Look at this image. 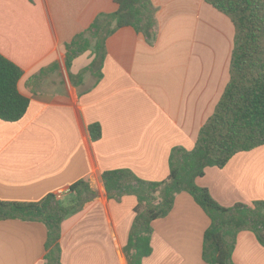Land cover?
<instances>
[{"label": "crops", "instance_id": "obj_1", "mask_svg": "<svg viewBox=\"0 0 264 264\" xmlns=\"http://www.w3.org/2000/svg\"><path fill=\"white\" fill-rule=\"evenodd\" d=\"M158 37L153 45L133 28L106 42L101 78L87 72V52L69 70L66 45L114 0H0V54L23 72L19 91L30 100L25 117L0 120V199L39 202L86 180L96 197L61 226L63 264H129L135 196L109 198L102 174L130 170L153 183L169 176L175 147L192 150L230 81L236 30L205 0H152ZM99 124L93 142L89 127ZM223 207L264 200V146L235 155L196 180ZM210 219L186 193L153 222V253L142 264H207L204 235ZM43 223L0 222V264H45ZM235 264H264V246L241 232Z\"/></svg>", "mask_w": 264, "mask_h": 264}, {"label": "trees", "instance_id": "obj_2", "mask_svg": "<svg viewBox=\"0 0 264 264\" xmlns=\"http://www.w3.org/2000/svg\"><path fill=\"white\" fill-rule=\"evenodd\" d=\"M114 13H101L94 22L66 45V65L90 52L94 59L78 75L92 72L101 78L106 42L117 30L133 28L153 45L158 37L157 8L152 0H114ZM233 23L236 35L230 63V81L213 115L202 127L192 150L175 147L169 159V176L159 183L145 181L130 170L102 174L110 199L135 196V220L124 249L129 264H142L153 253V222L167 217L180 193L190 194L211 223L204 235L203 259L207 264H235L233 254L241 232L255 234L264 246V200L252 205H219L196 180L209 167L224 168L237 154L264 146V0H205ZM22 70L0 54V120L21 121L30 100L19 91ZM93 142L102 137L99 124L89 127ZM89 183L80 180L70 187L69 197L59 200L49 194L39 202H6L0 199V222L19 220L43 223L48 232L45 264H63L61 226L96 197Z\"/></svg>", "mask_w": 264, "mask_h": 264}, {"label": "built area", "instance_id": "obj_3", "mask_svg": "<svg viewBox=\"0 0 264 264\" xmlns=\"http://www.w3.org/2000/svg\"><path fill=\"white\" fill-rule=\"evenodd\" d=\"M68 191H59L58 193H56V196L59 200L63 199L65 194H67Z\"/></svg>", "mask_w": 264, "mask_h": 264}, {"label": "rangeland", "instance_id": "obj_4", "mask_svg": "<svg viewBox=\"0 0 264 264\" xmlns=\"http://www.w3.org/2000/svg\"><path fill=\"white\" fill-rule=\"evenodd\" d=\"M66 195H67V194H65V196H66ZM65 196H64V198H65ZM64 198H63V199H64Z\"/></svg>", "mask_w": 264, "mask_h": 264}]
</instances>
